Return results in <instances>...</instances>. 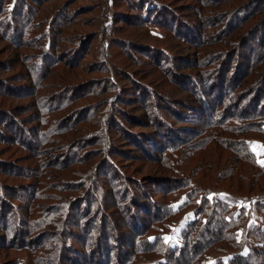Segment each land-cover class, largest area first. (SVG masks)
<instances>
[{"label":"rangeland","instance_id":"374dc122","mask_svg":"<svg viewBox=\"0 0 264 264\" xmlns=\"http://www.w3.org/2000/svg\"><path fill=\"white\" fill-rule=\"evenodd\" d=\"M261 161L264 0H0V264L263 253Z\"/></svg>","mask_w":264,"mask_h":264},{"label":"trees","instance_id":"16d2710c","mask_svg":"<svg viewBox=\"0 0 264 264\" xmlns=\"http://www.w3.org/2000/svg\"><path fill=\"white\" fill-rule=\"evenodd\" d=\"M229 11L233 12V10H229ZM223 205H228V204L225 203ZM225 210H226V208L222 209V211H225ZM219 222L223 225V223L221 221H219ZM220 223H219V225H220V227H222ZM207 231H208L209 235L212 234V230L210 229V227L207 228ZM250 233H251V230L248 228L246 234H250ZM256 237H259V239H257V241H256L257 243L254 244V242H252V244L259 247V248L262 247L263 253L257 254V252L249 246L248 247V253L245 254L244 256L240 257L239 260H234L233 258H228L226 261H222V262H219L216 264H233V263L234 264H243L242 260H244L245 264H264V228L263 227L262 228L260 227L259 230L256 231L254 238H256ZM212 239H214V238H212ZM245 239L248 240L247 237ZM200 254H201V251H200L199 247L197 246V244L194 243L193 245H190L186 250H183V253H180V255L176 256V258L173 257V261L174 262H180L178 264H186V262L188 264H196V262L198 264H203V262L201 263V261L199 260ZM193 256H194V259L192 260ZM164 259H165L164 261H160V264H171L170 263L171 261H169L166 258H164ZM184 261H185V263H184ZM190 261H191V263H190ZM129 263H131V262H129Z\"/></svg>","mask_w":264,"mask_h":264},{"label":"snow or ice","instance_id":"6c2138e0","mask_svg":"<svg viewBox=\"0 0 264 264\" xmlns=\"http://www.w3.org/2000/svg\"><path fill=\"white\" fill-rule=\"evenodd\" d=\"M262 164H264V161H261Z\"/></svg>","mask_w":264,"mask_h":264}]
</instances>
